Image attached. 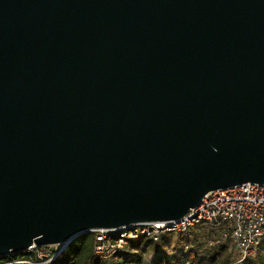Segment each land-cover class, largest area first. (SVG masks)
Returning <instances> with one entry per match:
<instances>
[{
    "label": "water",
    "instance_id": "95a60500",
    "mask_svg": "<svg viewBox=\"0 0 264 264\" xmlns=\"http://www.w3.org/2000/svg\"><path fill=\"white\" fill-rule=\"evenodd\" d=\"M245 182L264 183V0H0V257Z\"/></svg>",
    "mask_w": 264,
    "mask_h": 264
},
{
    "label": "built area",
    "instance_id": "2783aa9c",
    "mask_svg": "<svg viewBox=\"0 0 264 264\" xmlns=\"http://www.w3.org/2000/svg\"><path fill=\"white\" fill-rule=\"evenodd\" d=\"M197 228L205 231L200 240L202 256L212 249L226 250L229 260L225 264H244L255 257L264 241V183L245 182L212 190L198 206L178 219L96 228L92 231L93 252L95 257L114 260L128 248L129 241L159 242L163 235L172 232L188 237ZM77 237L57 244L34 243L20 251L33 257L4 264H48L61 256ZM184 246L190 248L189 243Z\"/></svg>",
    "mask_w": 264,
    "mask_h": 264
},
{
    "label": "trees",
    "instance_id": "16d2710c",
    "mask_svg": "<svg viewBox=\"0 0 264 264\" xmlns=\"http://www.w3.org/2000/svg\"><path fill=\"white\" fill-rule=\"evenodd\" d=\"M193 233L196 234L195 238L188 240L185 237L186 241H183L182 245L175 244V249L180 252L178 253V257L175 256L174 258H169L167 256L165 246L162 245V242L166 239L162 237L159 242H153L150 240L129 241L128 248L121 253L118 258L114 260H106L95 257L93 252L95 235L93 232H88L78 236L69 244L68 249L61 256L48 264H203L207 263L209 261L208 259H216V254L210 256V251L203 256L201 255L200 240L204 236L205 231L201 230V233L199 234L196 229ZM186 243L190 244L187 253L182 249ZM144 245L149 246L151 249L152 257H150V260L142 257L141 249H144ZM30 256L31 254L29 255L27 252L10 253L9 255L0 257V264L15 260H27ZM187 257L188 260L185 261V258ZM228 260V257L225 256L219 264H225ZM246 264H264V241L258 249L256 256L249 259Z\"/></svg>",
    "mask_w": 264,
    "mask_h": 264
},
{
    "label": "rangeland",
    "instance_id": "374dc122",
    "mask_svg": "<svg viewBox=\"0 0 264 264\" xmlns=\"http://www.w3.org/2000/svg\"><path fill=\"white\" fill-rule=\"evenodd\" d=\"M197 232L200 234L201 228H197ZM172 236H173V238H172ZM195 237H196V234L193 233L192 236H188V237H186V239L191 240ZM163 238L166 239L162 242L163 243L162 245L165 246L167 256L169 258H174L175 256L178 257L179 256L178 253H180V252H179V250L175 249V244L177 243L178 245H182L183 241H186L185 237L181 238L180 235L172 232V233H168V234L163 235ZM182 249H184V251H186V253H187V246H183ZM210 252H211L210 256L216 254L215 255L216 259H212V260L208 259L209 261L207 263H203V264H208V263L209 264H219L220 261L223 260V258L226 256V250H223V251H220V250L217 251L216 250L215 251V249H212ZM141 254H142V257L149 259V260H150V257H152L151 249L149 246L144 245V249L143 250L141 249ZM187 260H188V257L185 258V261H187ZM244 264H246V263H244Z\"/></svg>",
    "mask_w": 264,
    "mask_h": 264
}]
</instances>
